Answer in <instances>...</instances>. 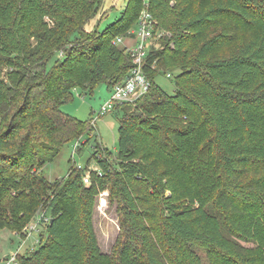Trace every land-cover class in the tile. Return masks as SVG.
<instances>
[{
	"label": "trees",
	"instance_id": "16d2710c",
	"mask_svg": "<svg viewBox=\"0 0 264 264\" xmlns=\"http://www.w3.org/2000/svg\"><path fill=\"white\" fill-rule=\"evenodd\" d=\"M102 3L0 0V231L21 236L43 209L38 248L17 262L264 264V0H127L86 31ZM145 4L170 37L147 54L148 92L113 111L116 156L93 154L88 185L73 166L49 183L41 169L93 131L61 105L125 80L131 59L113 43ZM171 70L168 96L154 80ZM105 191L123 236L109 255L92 221Z\"/></svg>",
	"mask_w": 264,
	"mask_h": 264
},
{
	"label": "rangeland",
	"instance_id": "374dc122",
	"mask_svg": "<svg viewBox=\"0 0 264 264\" xmlns=\"http://www.w3.org/2000/svg\"><path fill=\"white\" fill-rule=\"evenodd\" d=\"M126 2L127 0H103L101 9L96 12L94 19L85 26V30L103 31L120 16ZM163 33L165 39H169V33L166 31H163ZM161 41L162 39L154 40L152 46L158 48V44ZM127 44V41L124 40L119 48L124 50ZM178 73V70L162 72L155 78L154 82L168 96H173L175 91L174 79ZM108 98L109 91L106 85L101 83L93 89L92 93H86V95L80 90H73L72 97L61 105L60 110L62 113L77 119L83 125L92 124L93 131L90 135L87 134L80 140L64 145L55 161L41 169V174L49 183L64 181L70 166L77 169L87 168L86 175L90 171H99L93 158V154L97 150L104 154L103 150L106 149L111 154L109 160L116 156L119 117L114 112L101 117L97 116L100 107ZM79 141L80 146L74 151L73 148ZM87 161H89V165L86 164ZM37 214L40 217L43 214V209ZM46 217L49 219L48 214ZM36 218L24 229L21 235L23 237L8 230L0 231V264H3L10 256H21L38 248L39 233L43 232L44 229L41 228L39 232L31 235L26 233L29 226L34 224L33 222ZM92 221L101 252L108 255L114 253L121 244L123 236L120 230L119 206L117 201L109 195L108 191L102 192L97 196ZM198 254L201 261L205 263L204 253L199 251Z\"/></svg>",
	"mask_w": 264,
	"mask_h": 264
},
{
	"label": "built area",
	"instance_id": "2783aa9c",
	"mask_svg": "<svg viewBox=\"0 0 264 264\" xmlns=\"http://www.w3.org/2000/svg\"><path fill=\"white\" fill-rule=\"evenodd\" d=\"M146 7L147 4H145V8L142 10L136 25L128 32L127 36L119 37L115 39L113 43L116 46H120L123 44L124 40L127 41L128 44L124 51L131 59L132 69L122 83L114 86L110 90L109 98L100 107L97 113L98 117L113 112L117 106L135 102L144 96L150 88V82L143 71V67L147 54L150 48L153 47L152 42L162 39L164 33L157 29V23ZM167 76L169 77V75ZM79 146L80 141L75 144L73 150L75 151ZM97 173L99 176L101 175L99 171H97ZM83 183L85 185L89 184V175L85 174ZM41 217L42 215L34 220V224L29 226L26 233L31 235L32 233L38 232V222ZM45 221H48V219ZM16 256L17 255L10 256L3 264H19L16 260Z\"/></svg>",
	"mask_w": 264,
	"mask_h": 264
}]
</instances>
